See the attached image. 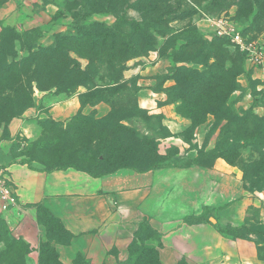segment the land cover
I'll return each instance as SVG.
<instances>
[{
    "label": "rangeland",
    "instance_id": "374dc122",
    "mask_svg": "<svg viewBox=\"0 0 264 264\" xmlns=\"http://www.w3.org/2000/svg\"><path fill=\"white\" fill-rule=\"evenodd\" d=\"M41 1L42 25L6 32L0 41V127L20 118L10 116L24 113L31 103L35 106L41 94L47 104L81 90L85 106L104 96L111 101L110 111L101 119L88 116L92 122L80 116L66 125L45 123L34 139L17 136L12 145L21 161L41 170L76 167L99 173L119 163L178 170L177 175L170 172L171 197L177 194L178 177L179 209L187 213L183 222L209 226L225 247L251 244L263 258L264 65H247L230 43L199 31L205 14L230 22L246 40L264 42V0ZM114 25L117 33L103 36L101 31ZM157 66L166 72L159 74ZM84 79L87 87L100 88L87 93ZM145 89L162 95L156 108L166 107L164 112L139 106ZM173 114L172 123L165 121ZM101 120L105 123H97ZM222 129L231 146L219 152ZM244 138L254 139V145ZM153 140L151 158L152 153L139 150L131 157L114 150L133 149L140 142L149 147ZM103 149L114 150L118 163L111 165L109 158L98 163ZM43 219L47 222L44 214ZM143 223L137 245L155 250L159 260L157 235ZM227 226L243 227L244 239L225 233ZM0 243V264H31L29 248L11 238L1 220ZM50 250L45 253L52 256ZM129 259L121 264H132ZM44 264L59 261L45 259Z\"/></svg>",
    "mask_w": 264,
    "mask_h": 264
},
{
    "label": "crops",
    "instance_id": "0c3cea01",
    "mask_svg": "<svg viewBox=\"0 0 264 264\" xmlns=\"http://www.w3.org/2000/svg\"><path fill=\"white\" fill-rule=\"evenodd\" d=\"M41 4V0H0V37L6 28L21 32L42 25ZM200 28L202 35L212 33V27L204 22ZM156 72L166 71L158 67ZM82 92L47 104V98L38 95L34 107L7 125L8 137H3L4 127H0V169L5 171L18 199L15 207L0 214V220L5 222L11 238L29 248V263L41 264L48 244L59 264H121L128 258L135 233L146 222L157 235L155 245L161 264H264V257L256 255L253 245L233 243L225 247L220 235L209 226L183 222L187 213L179 209L178 177L177 194L171 197L170 172L177 175L178 170L140 173L120 169L93 177L71 167L41 170L22 163L23 157L12 144L17 136L37 137L40 121L49 119L66 125L76 117L101 119L109 113L110 107L104 102L82 106ZM160 98L159 93L141 90L138 104L153 113L164 112L166 107L156 108ZM174 115H167L165 121L172 123L169 118H177ZM43 214L59 220L65 234L52 235ZM261 247L264 250V242Z\"/></svg>",
    "mask_w": 264,
    "mask_h": 264
},
{
    "label": "trees",
    "instance_id": "16d2710c",
    "mask_svg": "<svg viewBox=\"0 0 264 264\" xmlns=\"http://www.w3.org/2000/svg\"><path fill=\"white\" fill-rule=\"evenodd\" d=\"M75 25L76 26H78L79 25V23L78 22H76L75 23ZM90 27L91 26H94V25H89ZM92 28H94V27H92ZM79 31H83V30H87L86 29V27H79V29H78ZM9 31H12V32H16L14 29H11V28H6V29H4L3 30V32H2V34H1V37H0V41H1V39H2V36L4 35V33H6V32H9ZM32 32H34V31H32ZM35 32L36 33H38L37 35H41L40 33V31H38V30H35ZM102 32V34H103V36H107V35H109V34H116L117 33V28H116V25H114L113 27H111V28H108L107 30H105V31H101ZM119 32V31H118ZM191 33H190V31H187V32H185V37L186 38H189L191 35H190ZM200 34V33H199ZM201 35V34H200ZM216 38H218V39H220V40H222L224 43H226V45L228 46L229 45V41L227 40V39H224V38H219V37H216ZM237 51V50H236ZM237 53H239L241 56H242V58L244 59V57H243V55L240 53V52H238L237 51ZM244 61H245V59H244ZM166 75H163V77H161V78H163V80H165V79H167L166 77H165ZM85 82V79L82 81V83H81V86H83V87H85L86 89H87V93H89V92H91V91H93V90H96L97 88H100V87H87L86 86V82ZM102 88V87H101ZM105 88V87H104ZM83 94H80L79 96H82ZM93 102L92 103H86V105L87 104H89V105H94V104H96V103H99V102H104V103H106V104H110V100L109 99H107V98H105L104 96H98V98H97V100H92ZM81 103V102H80ZM81 105L82 106H85V104H83V103H81ZM34 106V104L33 103H31V106L30 107H33ZM24 110H26V109H24ZM23 110V111H24ZM22 113L23 112H21L20 114H14V116L13 115H11L10 116V118H13V117H19V116H21L22 115ZM85 118V120H88L89 122H92L91 121V118H88V117H84ZM106 120V119H105ZM105 120H101V121H98L97 123H105ZM49 122H51V124H53V125H60V124H58V123H55V122H53V121H51V120H49V119H47V120H43V121H40L38 124L40 125V127H43L44 126V124L45 123H49ZM7 125H8V123L6 124V125H4V131H3V137L4 138H6V137H8V132H7ZM133 132V131H132ZM133 133H136L135 131L133 132ZM244 143H246V144H252V143H254L255 141H254V139H247V138H244L243 140H242ZM156 141H152V144L148 147L146 144H144L143 142H140V143H138L136 146H137V148L138 149H135L136 148V146H134V147H132L133 149H130V148H128V147H124V146H122V147H120L119 149H117V148H115L114 150L116 151V150H120V152L121 153H126L125 154V156L126 157H131V156H133L134 154H135V151H137V150H139V151H137V152H140L141 151V153L142 154H151L152 153V155L150 156V158L151 157H153L154 155H153V153L155 154L156 153ZM252 145H254V144H252ZM231 145L229 144V139H228V141H227V139H226V137H225V131H224V129H222L220 132H219V134H218V138H217V151L219 150V152H224L225 150H227L229 147H230ZM13 148H14V145L12 146ZM114 150H111V152L110 151H106L105 149H103V150H100V152H98V154H99V156H98V158H100L101 160H100V162H98V163H101V164H103V163H105L104 162V158L107 160L108 158H109V163H111V165L112 164H115V163H118V160H114L113 159V157L114 158H118L117 156L118 155H116V154H114ZM223 154V153H222ZM223 158H225L228 162H232V161H230V159L228 158V157H226L224 154H223ZM124 157V156H123ZM149 158V159H150ZM149 159L147 160V162L149 161ZM103 160V161H102ZM22 163H26L30 168H33L31 165H30V163L29 162H26V161H21ZM231 164H234L233 162L231 163ZM63 168H68V167H57V168H51V169H48V170H55V169H63ZM71 168H75V169H77V170H82V171H85L86 173H88L89 175H91V176H93V177H97V176H99V175H103V174H107V173H112V172H115V171H117V170H120V169H131V170H134V171H137V172H140V173H143V172H147V171H149V170H151L153 167H146V168H138V167H136V166H125L124 164H120L119 163V165H117L114 169H112V170H110V171H105V172H99V173H97V172H95L94 170H92V169H82V168H76V167H71ZM45 217H46V220H47V223H48V225H49V227H50V229L53 231V229H52V227L53 228H55V230L57 229L59 232H58V234L59 235H63V234H65V232H64V230H63V227H62V225H61V223L59 222V220H57V219H55V218H53V217H48L47 215H44ZM204 221H206V219L204 220ZM46 222V221H45ZM203 222V220H198V222L197 223H202ZM52 223V225H50V224ZM144 223H141V225H140V227H139V229L137 230V232L135 233V236H134V239H133V241L131 242V244L129 245V248H128V252H129V260L131 261V262H133L132 264H161L160 262H159V260H158V256H157V252L155 251V250H153V249H148V248H146V247H144V248H142V249H140V247L137 245L138 244V241H139V239H140V235H141V233H142V225H143ZM52 226V227H51ZM226 230H225V233H227L229 236H231V237H235V238H241V239H244V235H242L241 233L244 231V228L242 227V228H239V229H233L231 226H227L226 228H225ZM49 249H51L48 245H46L45 246V251H44V255H46L45 257H46V259H57V255L55 254V252H54V250L53 249H51L50 250V252L52 253V256H49V254H47V253H45L46 251H48L49 252ZM139 250H141V254H139L138 255V257L137 258H135V259H131L132 257H134L135 256V254L137 253V251H139ZM147 255H149V257H147ZM41 263L42 264H44V259H41Z\"/></svg>",
    "mask_w": 264,
    "mask_h": 264
},
{
    "label": "built area",
    "instance_id": "2783aa9c",
    "mask_svg": "<svg viewBox=\"0 0 264 264\" xmlns=\"http://www.w3.org/2000/svg\"><path fill=\"white\" fill-rule=\"evenodd\" d=\"M201 22L212 27L214 36L227 39L232 47L243 55L247 65L251 67L264 65V42L244 39L240 30L223 19H211L204 14ZM17 202V195L12 184L5 171L0 169V214L15 207Z\"/></svg>",
    "mask_w": 264,
    "mask_h": 264
}]
</instances>
